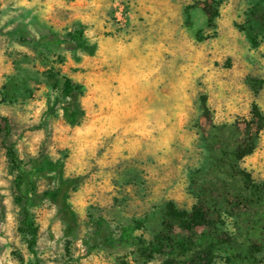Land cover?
<instances>
[{"label":"rangeland","instance_id":"374dc122","mask_svg":"<svg viewBox=\"0 0 264 264\" xmlns=\"http://www.w3.org/2000/svg\"><path fill=\"white\" fill-rule=\"evenodd\" d=\"M0 264H264V0H0Z\"/></svg>","mask_w":264,"mask_h":264},{"label":"trees","instance_id":"16d2710c","mask_svg":"<svg viewBox=\"0 0 264 264\" xmlns=\"http://www.w3.org/2000/svg\"><path fill=\"white\" fill-rule=\"evenodd\" d=\"M37 31L40 33V36L44 37V38L49 37V35H50L48 32L42 33L39 30H37ZM83 37H84V35L81 32H77L75 34L70 35V38H72L73 41H75V43H77V45H79V47L84 46V44L82 43ZM72 93H73L72 88H68L67 90H65V95L67 97L73 96ZM70 119H72V116H70ZM4 122H5V127H6V133L8 134L9 133V125H8L7 121L4 120ZM7 155L10 159V162H11L13 168L19 172V176L17 178L19 187L23 184H27L30 181V176L32 175L33 171H35V170H39L42 172H51V171H55V170L60 169L59 166L48 164V163H42L40 165L35 164V162L32 164H25L17 157V155L14 153L12 148L8 149ZM63 187H65V185H63ZM18 232L22 236L27 237L29 239L28 249L32 254H35L34 247L36 245L37 229L28 220L26 212L24 214V219L22 220V222L20 224ZM130 232H133V229L131 227H128V228H125L122 230L123 236H126V234H128Z\"/></svg>","mask_w":264,"mask_h":264}]
</instances>
